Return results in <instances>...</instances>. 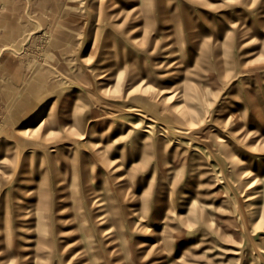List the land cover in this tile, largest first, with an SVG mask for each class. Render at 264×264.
Listing matches in <instances>:
<instances>
[{
	"label": "rangeland",
	"instance_id": "rangeland-1",
	"mask_svg": "<svg viewBox=\"0 0 264 264\" xmlns=\"http://www.w3.org/2000/svg\"><path fill=\"white\" fill-rule=\"evenodd\" d=\"M83 232L93 264H264V0H0V264Z\"/></svg>",
	"mask_w": 264,
	"mask_h": 264
},
{
	"label": "bare ground",
	"instance_id": "bare-ground-1",
	"mask_svg": "<svg viewBox=\"0 0 264 264\" xmlns=\"http://www.w3.org/2000/svg\"><path fill=\"white\" fill-rule=\"evenodd\" d=\"M140 7V6H139ZM141 10V9H140ZM142 13V12H141ZM144 13V12H143ZM143 13H142V15H143ZM145 14V13H144ZM137 17H139V16H137ZM145 16H143V18H144ZM145 24H146V22H145ZM145 24L143 25V26H145ZM132 112H135V113H138V114H141V116L142 117H146L150 122H153L154 120H156V118H154L151 114H149V112L147 111V110H142V111H140V110H138V109H132ZM147 115H151V116H147ZM190 118H191V115L189 114V113H187V112H185V115H182V123H185V126H186V124H189L187 127H185V128H187L188 130H190V124H191V122H190ZM192 119V118H191ZM146 128L147 129H151V125L150 124H147L146 125ZM103 149L102 148H100V150H97V154L99 155V154H103ZM60 181H62V180H60ZM62 189V188H61ZM43 201H46V200H43ZM59 202L60 203H62V199H59ZM93 203H95L96 202V200L95 199H93V201H92ZM45 204H47L46 202H44ZM44 204V205H45ZM57 214H59V212H56ZM99 217H98V219L99 220H101V218H102V216H101V214H99L98 215ZM79 227V226H78ZM82 236L84 235L86 238H88V239H90L89 240V242H88V244H86L82 249H83V255H87V258L85 259V261L82 263V264H93L92 262V258L94 257V256H96V254H94V252L93 253H91V251L93 250V245L95 244V240H92L91 239V237H93V235H91L89 232H83L82 234H81ZM80 235V236H81ZM112 240H116V238L114 237ZM9 243V242H8ZM74 243V242H73ZM10 246V245H9ZM119 251V250H118ZM22 258H24V259H32V260H34V256L32 257V258H29V256H22ZM7 264V263H6Z\"/></svg>",
	"mask_w": 264,
	"mask_h": 264
},
{
	"label": "crops",
	"instance_id": "crops-1",
	"mask_svg": "<svg viewBox=\"0 0 264 264\" xmlns=\"http://www.w3.org/2000/svg\"><path fill=\"white\" fill-rule=\"evenodd\" d=\"M62 17H63V15H62V14H60V15H59V18H62Z\"/></svg>",
	"mask_w": 264,
	"mask_h": 264
}]
</instances>
